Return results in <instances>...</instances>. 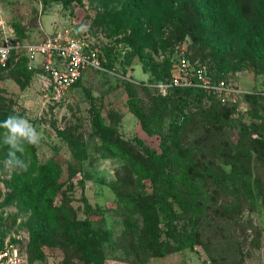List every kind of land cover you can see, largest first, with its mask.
I'll use <instances>...</instances> for the list:
<instances>
[{"label":"rangeland","instance_id":"obj_1","mask_svg":"<svg viewBox=\"0 0 264 264\" xmlns=\"http://www.w3.org/2000/svg\"><path fill=\"white\" fill-rule=\"evenodd\" d=\"M126 1L0 0L12 37L29 43L73 37L99 62L58 97L41 92L21 68L0 73V235L34 264H264V60H255L234 28L217 39L218 54L214 39L207 43L197 32V10L182 0H160L169 49L154 50V39L142 41L136 28L111 16ZM255 1L246 0L244 9L257 23ZM139 20L151 32L149 21ZM179 58L205 67L209 83L198 88L201 95L181 100L171 95L167 76L158 79L154 69L170 60L176 66ZM154 93L161 111L148 122L149 136L129 102L133 96L149 115ZM9 116L28 121L39 135L17 152L26 169L6 163ZM140 143L157 154L164 144L165 164L152 161ZM50 163L55 180L37 186ZM161 170L178 201L166 193ZM137 199L151 208L156 244ZM159 202L170 207L174 232L195 236L193 250L172 251ZM84 238L97 248L93 263L78 243Z\"/></svg>","mask_w":264,"mask_h":264},{"label":"trees","instance_id":"obj_2","mask_svg":"<svg viewBox=\"0 0 264 264\" xmlns=\"http://www.w3.org/2000/svg\"><path fill=\"white\" fill-rule=\"evenodd\" d=\"M248 1L249 0H247V3ZM66 2H76L80 4L82 0H66ZM182 3H185L192 9L197 10H195L198 12V19L196 20L197 32L200 33L204 41L207 43H210L208 40L209 38L214 39V42H211L212 48L218 54H222L223 49L219 45L217 39L220 40L225 32H228L231 28H234L236 37L244 44H249L251 46L255 60H264V0H256L253 4V8L260 13L262 18V20H259L257 23L253 22L245 13L244 6H247L246 0H182ZM162 14L163 6L160 0H127L123 7L119 11L112 12L111 16L118 21L119 25L127 23L133 29L136 28L138 30L137 37H140L142 41L145 40V38H148L149 40L150 38L154 39L155 41L150 43V46L154 50H157V48L160 47L163 52H166L168 51L169 46L167 42L165 43L162 35V30L164 28V24L161 21ZM141 17H144L149 21L153 27L151 32L147 34L145 33V27L141 23V20H139ZM153 31L155 34H152L154 35L152 37L151 33H153ZM186 60L188 59L186 58ZM188 62L191 65H196L193 64L192 60H188ZM18 68L23 69L30 78L33 77V73L26 69L25 60L23 58H20L17 62H13L12 66H10L9 69L5 71L11 72ZM154 70L158 79L163 75L167 76L169 79H172L177 75V66H175L171 60L166 67L162 65L160 72L156 69ZM208 73L210 74V68L208 69ZM80 82L81 80L75 84L74 87L78 86ZM169 90L173 97L181 98V100H185L187 97L192 95L202 94V91L195 87H170ZM153 95V98H151L152 112L149 115L145 114L143 110L137 106L133 96H131L132 99L129 102L131 111L141 121L144 132H146L149 136L153 135L154 133L151 131V129H149L148 122L150 121V118L151 120L154 119L153 121L158 119L157 113L161 111V100L155 93ZM177 132L178 130L175 129V133ZM75 146L73 145V147L76 149L75 155L78 160H82L84 152H81L80 147L77 145ZM142 147L144 153L152 161L157 162L161 167L165 164L164 156L167 153V149L164 144H161L162 150L160 154H157L156 151L149 149L147 146L142 145ZM57 172L58 170L55 164H48L43 173L38 177L36 185L39 187H44L50 181L55 180ZM161 176L164 181L166 193L171 198H173L174 201H178L179 197L174 190L171 176L165 174L162 170ZM152 177L154 183H156L157 180L155 179V175ZM135 202L140 213H142L144 228L146 231H148L147 234L149 235L148 240L149 242L156 244L160 238V235L158 226L154 223L152 217L149 215L151 208L148 207L141 199H137ZM253 203L256 205L255 201H253ZM158 204L160 213L167 221L165 225V235L170 239L169 243L171 242V244L174 245L172 251H180L185 248L193 250L196 244L195 236L191 235L187 236L185 239H182L171 229L168 223V221L171 220V209L168 207V204L166 202H159ZM84 227L88 230L87 225L84 224ZM85 232L87 231L85 230ZM78 243L83 251L84 256L86 257V260L88 262L92 260V263L95 262L94 251L96 252L97 248L90 245L88 238H84L83 240L79 239ZM164 251H166L165 248L161 252V255L167 253ZM21 252L25 254L28 264H34V259H31L26 252L22 250Z\"/></svg>","mask_w":264,"mask_h":264},{"label":"built area","instance_id":"obj_3","mask_svg":"<svg viewBox=\"0 0 264 264\" xmlns=\"http://www.w3.org/2000/svg\"><path fill=\"white\" fill-rule=\"evenodd\" d=\"M25 60L26 69L33 73L39 90L58 97L73 89L87 69H96V54L73 37L56 35L38 43H29L12 37L0 18V72L8 70L13 62ZM177 75L169 87L207 88L206 69L201 64L191 65L179 58ZM0 264H28L25 254L10 239L0 235Z\"/></svg>","mask_w":264,"mask_h":264},{"label":"clouds","instance_id":"obj_4","mask_svg":"<svg viewBox=\"0 0 264 264\" xmlns=\"http://www.w3.org/2000/svg\"><path fill=\"white\" fill-rule=\"evenodd\" d=\"M7 126L8 134L5 137V143L9 145L7 165L8 167H19L26 169L27 164L17 156V152H23V144H36L39 141V135L35 128L26 120L18 116H9L4 121Z\"/></svg>","mask_w":264,"mask_h":264}]
</instances>
